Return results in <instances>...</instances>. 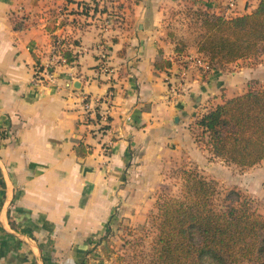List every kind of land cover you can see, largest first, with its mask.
Here are the masks:
<instances>
[{"label": "crops", "instance_id": "0c3cea01", "mask_svg": "<svg viewBox=\"0 0 264 264\" xmlns=\"http://www.w3.org/2000/svg\"><path fill=\"white\" fill-rule=\"evenodd\" d=\"M174 1L0 0V264H93L112 220L132 227L145 217L140 206L164 169L206 163L196 121L259 74L243 60L206 76L189 70L187 90L169 94L181 51L166 29ZM201 2L232 18L260 0H237L233 15L229 0ZM57 36L69 63L36 85ZM100 47L111 74L100 70ZM111 91L109 123H86L83 101Z\"/></svg>", "mask_w": 264, "mask_h": 264}, {"label": "trees", "instance_id": "16d2710c", "mask_svg": "<svg viewBox=\"0 0 264 264\" xmlns=\"http://www.w3.org/2000/svg\"><path fill=\"white\" fill-rule=\"evenodd\" d=\"M196 16L202 26L198 52L213 66L249 59L264 48V0L243 16L209 10ZM195 124L201 131L195 141L204 140L214 158L242 170L264 162V87L225 101ZM177 175L179 196L161 197L150 217L156 229L151 264H264V215L249 198L236 189L223 193L197 170L183 167Z\"/></svg>", "mask_w": 264, "mask_h": 264}, {"label": "rangeland", "instance_id": "374dc122", "mask_svg": "<svg viewBox=\"0 0 264 264\" xmlns=\"http://www.w3.org/2000/svg\"><path fill=\"white\" fill-rule=\"evenodd\" d=\"M201 0H180L171 3V9L166 12L168 26H166L170 37L177 41L181 46V55L190 54L189 49L197 47L202 36L201 19L196 16L198 10H209ZM224 16V15H223ZM247 62L244 67H249L258 71L259 78L250 82V89H261L264 87V48L255 56L243 60ZM225 67L217 68H227ZM215 67V66H214ZM249 89V90H250ZM193 126V125H192ZM191 126V127H192ZM194 139L201 134L197 126L192 130ZM200 137V136H199ZM196 142V141H195ZM197 143V142H196ZM203 150L204 140L198 144ZM206 163L185 161L181 165H176L164 169L161 182L150 191L152 203H143L140 206V215L145 216L138 219L132 227L126 220H112L109 234L103 242L106 246L100 251H92L93 264H151L153 263L152 242L156 236V229L153 220L150 218L152 213L157 212L156 205L163 196L177 197L181 189L180 176L178 170L187 167L197 170L209 180H214L219 185V189L225 193L236 189L249 198L253 209L259 214L264 215V162L252 168L242 170L234 165H228L217 161L211 154H207ZM119 220H122L119 222ZM135 226V227H134ZM101 239H97L100 241ZM97 248V247H96Z\"/></svg>", "mask_w": 264, "mask_h": 264}, {"label": "built area", "instance_id": "2783aa9c", "mask_svg": "<svg viewBox=\"0 0 264 264\" xmlns=\"http://www.w3.org/2000/svg\"><path fill=\"white\" fill-rule=\"evenodd\" d=\"M236 1L237 0H229L228 2V10L230 15H233L236 10ZM229 15V14H228ZM226 17V16H225ZM64 37H56L53 40V46L51 49L50 57L44 63H41L37 66L35 70V77L33 82L36 85H42L45 82H55L56 79V71L62 66H66L69 63V59L66 57V44ZM100 52V70L103 74H111L112 68L108 63L107 54L104 48L99 49ZM177 58L179 60V71L176 74L175 80L172 81L169 85V94L178 95L181 91L187 90V82H188V72L189 70H196L200 72L202 75L206 76L210 74L214 66L208 62V60L201 54L197 55H181ZM114 97V93L109 92L106 100L97 99L93 103L90 99H85L82 104L83 115L85 116L86 123L92 120H100L106 123H109V114L111 107L109 104L112 103ZM101 103L108 104V109L104 112L98 111L99 105Z\"/></svg>", "mask_w": 264, "mask_h": 264}, {"label": "water", "instance_id": "95a60500", "mask_svg": "<svg viewBox=\"0 0 264 264\" xmlns=\"http://www.w3.org/2000/svg\"><path fill=\"white\" fill-rule=\"evenodd\" d=\"M77 86V85H76Z\"/></svg>", "mask_w": 264, "mask_h": 264}]
</instances>
